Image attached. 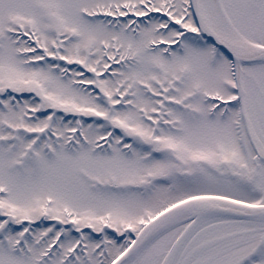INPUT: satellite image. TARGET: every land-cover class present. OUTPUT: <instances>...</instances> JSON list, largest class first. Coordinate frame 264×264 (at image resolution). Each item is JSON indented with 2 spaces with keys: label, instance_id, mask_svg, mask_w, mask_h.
Wrapping results in <instances>:
<instances>
[{
  "label": "snow or ice",
  "instance_id": "snow-or-ice-1",
  "mask_svg": "<svg viewBox=\"0 0 264 264\" xmlns=\"http://www.w3.org/2000/svg\"><path fill=\"white\" fill-rule=\"evenodd\" d=\"M0 264H264V0H0Z\"/></svg>",
  "mask_w": 264,
  "mask_h": 264
}]
</instances>
